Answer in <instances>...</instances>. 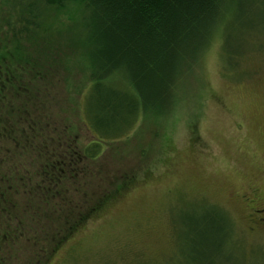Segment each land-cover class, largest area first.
Listing matches in <instances>:
<instances>
[{
    "label": "rangeland",
    "instance_id": "374dc122",
    "mask_svg": "<svg viewBox=\"0 0 264 264\" xmlns=\"http://www.w3.org/2000/svg\"><path fill=\"white\" fill-rule=\"evenodd\" d=\"M256 6L249 8L250 18L264 24V6ZM44 14L39 34L21 50L35 57L45 39L58 32L68 36V43H55L52 58L40 53L41 63L29 73L26 89L15 101L23 105L8 107L7 114L22 123L26 138L40 133L41 165L64 159L65 142L71 140L75 177L61 174L68 184L63 186L73 187L69 195L86 201L88 210L100 205L76 227L69 212L72 234L54 248L48 242L51 234L36 227L25 231L8 250L13 261L264 264V227L254 223L247 199L250 195L264 202V50L259 47L264 36L247 37L244 49L236 47L237 63L232 65L227 50L239 43L232 21L228 28L233 41L216 33L195 61L196 68L186 73L189 84L175 77L172 96L182 95L181 100L147 106L128 136L108 142L99 157L83 160L77 148L98 135L89 125L88 110L95 102L90 101L93 79L84 41L73 34L75 28H65L79 18L78 8L62 12L52 7ZM118 76L127 81L123 73ZM31 122L37 127H29ZM22 152L28 153L25 163ZM37 155L34 147L16 146L11 162L38 178ZM202 234L210 238L213 257L199 261Z\"/></svg>",
    "mask_w": 264,
    "mask_h": 264
},
{
    "label": "trees",
    "instance_id": "16d2710c",
    "mask_svg": "<svg viewBox=\"0 0 264 264\" xmlns=\"http://www.w3.org/2000/svg\"><path fill=\"white\" fill-rule=\"evenodd\" d=\"M254 4L264 6V0H0V134L9 149V162L14 147H34L37 151L38 145L34 135L26 138L24 129L20 130V121L5 117L7 109L23 105L15 101L26 89L29 73L32 75L41 63V55L52 58L55 43L62 45L68 41L67 35L58 32L45 39L40 45L41 51H34L35 57L21 50V45L39 34L47 9L53 7L67 12L71 7L78 8L79 18L65 28H75L73 34H80L84 41L83 55L89 60L93 79L90 101L95 102L91 104V113L88 110L89 125L98 139L91 140L83 149L77 148V152L81 159L93 160L103 153L108 142L128 136L147 106L164 100H181L182 95L174 93L172 96L175 77L179 76L180 81L185 79L189 84L186 73L196 68L195 61L216 33L228 42L233 41L232 21L237 23L233 25L235 29L238 27L236 42L239 43L226 49L227 61L232 65L237 63L233 55L236 47L243 45L244 49V41L249 36H264V24H254L248 12ZM71 45L76 46L73 41ZM259 47L264 50L263 45ZM191 51L193 55L189 54ZM118 73H123L127 81H123ZM105 80L108 87L113 88L119 83L122 89H105L108 88ZM185 91L182 90L183 95ZM4 102H8V107L2 106ZM30 127L34 129L37 125ZM42 154L41 150L36 159ZM26 155L27 152L21 153L24 163L28 161ZM73 156L76 159L75 153ZM61 160L36 168L34 174H38V178L19 171L23 178L15 180L17 185L9 186L2 181V185L15 195L12 197L14 210L21 198L22 214L19 217L25 231L36 227L41 234H51L48 241L51 248L62 243L64 237L72 234L80 222L88 220V215L96 213L100 205V202L97 206L91 205L88 210L84 206L86 201L69 195L73 187L63 186L68 184L61 176L66 172L61 169L65 168ZM6 189L0 191V196L10 203ZM66 211L68 215L65 216ZM69 212L76 219L74 227L67 223ZM209 239L208 235L202 234L201 242H197L202 245L197 260L202 261L208 255L213 257Z\"/></svg>",
    "mask_w": 264,
    "mask_h": 264
},
{
    "label": "flooded vegetation",
    "instance_id": "af4514ba",
    "mask_svg": "<svg viewBox=\"0 0 264 264\" xmlns=\"http://www.w3.org/2000/svg\"><path fill=\"white\" fill-rule=\"evenodd\" d=\"M8 102H4L2 104L3 107L6 106ZM8 110V109H7ZM5 117H9L8 114H6ZM34 122V121H32ZM32 125L29 124V127ZM40 133L36 132L34 133V139L36 138V143L38 145L36 154H41V150L43 152V149L40 146V142L37 140V137ZM71 139V138H70ZM65 151H64V159L62 158H56L55 161L51 160L52 162H49L51 164L56 163L58 160H61L64 164L66 169L65 174H69L70 178L72 176L71 169H73V151H74V145L73 142L70 140L69 142H65ZM9 149L6 144V140L2 134H0V191L3 192L7 187L2 185V181L9 183V186L17 185L15 184V180H18V178H23L21 175H19V171H25L23 167H20L15 164H13L11 161L9 162ZM40 159L38 161V165L40 164ZM22 163L24 161L22 160ZM48 163V162H46ZM44 163V164H46ZM59 163V162H58ZM72 164V166H71ZM68 170V171H67ZM16 171V172H13ZM29 177L31 175V172L28 171ZM37 184V181H36ZM8 192L7 199L10 200L8 203L6 201V197L0 196V264H17L13 261V255L9 251L10 248L12 249V245H17V243L20 241V238L24 235L25 229L23 225L21 224L22 218L19 217L22 214V210L20 208V202L21 198H18L17 201V209L14 210L15 204H14V198L15 195L9 191V189H6V193ZM248 196V195H247ZM246 196V197H247ZM252 196H248L249 200V209L254 217V223L256 225L264 227V202L262 200L260 201H253ZM254 199V198H253ZM11 208V209H9Z\"/></svg>",
    "mask_w": 264,
    "mask_h": 264
}]
</instances>
